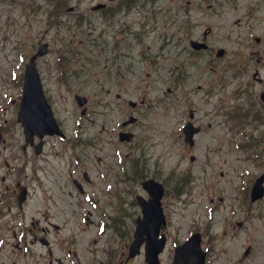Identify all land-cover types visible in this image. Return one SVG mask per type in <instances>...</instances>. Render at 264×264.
Instances as JSON below:
<instances>
[{
    "label": "rangeland",
    "instance_id": "1",
    "mask_svg": "<svg viewBox=\"0 0 264 264\" xmlns=\"http://www.w3.org/2000/svg\"><path fill=\"white\" fill-rule=\"evenodd\" d=\"M100 1L108 0H66L59 10L55 0H0V264H59L56 257L60 264H146L143 247L124 261L141 214L135 196L147 195L134 159L147 176H161L169 185L171 240L163 264H170L171 245L195 229L210 251L209 264H264V197L252 202L249 194L264 172L263 86L251 79L257 53L264 52V43L255 40L259 35L264 42L262 6L214 3L213 13L193 22L188 31L194 29L195 38L211 27L212 51L190 59L179 85L178 59L188 55L184 46L190 49L180 31L185 3L137 0L106 18L91 8ZM70 5L75 10L66 11ZM128 24L136 37L124 29ZM39 40L49 43L37 59L45 93L67 134L45 136L36 154L33 145L23 147V127L10 100L19 93L12 70L19 71ZM121 43L132 46L134 71L120 59L126 52ZM218 47L228 53L222 60L213 57ZM260 69L264 77V62ZM75 93L88 97L85 114ZM130 99L138 101L135 108ZM237 106L246 116L235 124L228 110ZM190 108L205 126L193 147L180 130ZM129 113L138 122L129 125L133 140L122 142L118 131ZM184 170L192 179L175 197L176 177ZM74 179L85 182L83 192ZM18 182L28 188L22 206ZM79 232L85 233L78 237ZM41 236L50 240L53 263Z\"/></svg>",
    "mask_w": 264,
    "mask_h": 264
},
{
    "label": "water",
    "instance_id": "2",
    "mask_svg": "<svg viewBox=\"0 0 264 264\" xmlns=\"http://www.w3.org/2000/svg\"><path fill=\"white\" fill-rule=\"evenodd\" d=\"M101 4H97V8ZM47 51V43H42L34 54L30 62L27 64L25 73L24 96L21 102V107L18 113L19 120L24 125L26 139L31 140L36 133L43 136L45 133H59L60 128L54 118L52 108L44 96L40 75L36 68L35 58ZM79 103L85 102L84 97H78ZM134 104V102H133ZM134 119L133 117L131 118ZM190 126V125H189ZM197 130V129H196ZM193 130L190 131V134ZM129 133H121V139H130ZM190 136V135H189ZM192 142V140H191ZM42 141L37 145V151L40 150ZM264 174L259 176L253 184L251 191V198L253 200L260 198L264 194ZM145 186L151 190L153 196L149 200H140L144 217L138 219V226L135 231V239L131 244L130 255L139 252L140 245L144 239L143 234H147V261L149 264H158V252L161 250L164 243V238L158 240L157 234L160 223L163 221L160 208V197L162 195V187L154 180L144 182ZM26 191L23 188L20 200L24 198ZM200 242L199 233H195L191 240L187 241L185 245L177 248L176 261L180 260L184 264H205L204 252L197 251ZM190 245V246H188Z\"/></svg>",
    "mask_w": 264,
    "mask_h": 264
},
{
    "label": "flooded vegetation",
    "instance_id": "3",
    "mask_svg": "<svg viewBox=\"0 0 264 264\" xmlns=\"http://www.w3.org/2000/svg\"><path fill=\"white\" fill-rule=\"evenodd\" d=\"M182 2L185 3V6L182 7L181 9V14L183 17V21H182V28H180V31L183 32V38L185 40H187L189 42L190 45V49H188L187 47H183V52H187L188 55L182 56L179 59V65L178 68L181 71L180 73L183 74V70L185 69V66L187 63H189L190 59L197 55L200 54L202 51H210L211 50V44L208 43L207 38H208V33L206 31L209 30H205L202 32L201 37L202 38H196V39H200V40H204L207 45L204 46L202 49H194L191 46V41L193 39V37H195L194 34V29L192 31V33H189L190 31H188V29L190 28V25L195 22L196 20H199V17L202 16H208L211 14V12L206 9V7L211 8L213 6L214 3L217 4H223V3H228V2H235V1H239V0H181ZM243 3H250V4H254V5H261V16H264V0H242ZM120 4V3H119ZM118 4V6H119ZM114 8V7H113ZM112 9L111 6H106L104 7L102 10L103 11H110ZM212 9V8H211ZM213 12V10H212ZM118 13V12H117ZM121 14V13H118ZM189 16V19L186 18L185 16ZM119 20H121V17L119 18ZM126 32L130 35H134V32L131 29V26L128 24L125 28ZM123 29V30H124ZM210 29V27H209ZM121 33V31H119L118 35ZM260 43H264L262 42V39H259ZM121 47H124L126 49V52L122 53V56L120 57V59H126V69L132 71L134 69L133 66V61H132V55L130 53L131 50V45L130 43H121L120 44ZM259 53H257V56L255 58V62L257 63V67H255V70L251 72V79L253 82H256L257 84H262L263 88H261V90L259 91V95L262 91H264V77L262 75L261 69H260V65H262V63L264 62V52L263 49L261 48L259 51ZM227 55V53L225 52L222 56H220V58L224 59L225 56ZM132 62H131V61ZM213 62L215 63V59H213ZM241 67V74H243L244 69L247 68L246 67V62L244 63V61L241 62L240 64ZM248 70V69H247ZM249 91V90H247ZM118 96H120V93H118ZM82 189V187H80ZM167 226V224H166ZM166 226L163 228V232L168 236L167 232H166Z\"/></svg>",
    "mask_w": 264,
    "mask_h": 264
},
{
    "label": "trees",
    "instance_id": "4",
    "mask_svg": "<svg viewBox=\"0 0 264 264\" xmlns=\"http://www.w3.org/2000/svg\"><path fill=\"white\" fill-rule=\"evenodd\" d=\"M66 4V0H56V7L61 9Z\"/></svg>",
    "mask_w": 264,
    "mask_h": 264
},
{
    "label": "bare ground",
    "instance_id": "5",
    "mask_svg": "<svg viewBox=\"0 0 264 264\" xmlns=\"http://www.w3.org/2000/svg\"><path fill=\"white\" fill-rule=\"evenodd\" d=\"M85 232H79L78 233V237H82L84 235Z\"/></svg>",
    "mask_w": 264,
    "mask_h": 264
}]
</instances>
